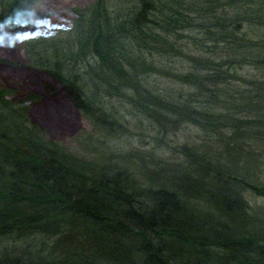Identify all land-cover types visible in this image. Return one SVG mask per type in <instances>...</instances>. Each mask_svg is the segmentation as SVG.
Returning <instances> with one entry per match:
<instances>
[{
  "label": "trees",
  "instance_id": "1",
  "mask_svg": "<svg viewBox=\"0 0 264 264\" xmlns=\"http://www.w3.org/2000/svg\"><path fill=\"white\" fill-rule=\"evenodd\" d=\"M19 1L4 3L1 13L9 11V22L0 18V30L14 26L23 6L29 8ZM101 1L84 36L92 39L94 69L74 71L71 80L61 75L67 65L36 72L21 100L0 88V264H264V220L251 217L244 201L246 191L264 197V186L255 183L254 171L242 172L225 160L235 158L229 140H240L241 147L264 121L249 118L251 108L235 105L221 113L228 101L235 102L227 89L234 80L230 70L254 59L258 47L243 25L264 26V0H133L127 15L115 18ZM148 70L179 89L151 90ZM18 72L0 60V76ZM87 80L105 88L109 98L120 96L152 115L163 136L188 126L203 131L204 146L181 149L197 181L185 179L174 190H140L125 168L79 169L29 130L31 109L56 104L60 96L107 124L96 104H103L100 97L82 90ZM225 131L232 132L229 138ZM216 134L226 144L217 156L209 153ZM255 134L251 148L264 141V134ZM250 153L249 164L257 170L259 156Z\"/></svg>",
  "mask_w": 264,
  "mask_h": 264
},
{
  "label": "rangeland",
  "instance_id": "2",
  "mask_svg": "<svg viewBox=\"0 0 264 264\" xmlns=\"http://www.w3.org/2000/svg\"><path fill=\"white\" fill-rule=\"evenodd\" d=\"M9 1L0 0V18L3 19L1 24L9 22V11L6 9L1 13L4 3ZM24 1L26 5L29 3V8L23 6L21 17L17 20L18 12L12 15L10 20H16L14 26L7 25L0 30V60L13 64L19 71L12 76H0V88L9 90L14 100H21L22 96L29 93L35 84L33 76L36 72H47L57 66L67 65V71H62L61 75L71 80L74 71L84 74L91 68L94 69L97 61L92 39L84 36L87 34L89 21L97 10L96 3L101 0H21L19 3L22 2V5ZM101 4L111 17H124L133 7V0H103ZM105 31L104 29L103 32ZM243 32L249 42L258 48L251 63L230 70L234 80L231 79L227 89L231 90L235 102L233 104L232 99L227 105L225 103V108H230V111L222 108L221 113L233 112L231 108L234 105L242 107V111L251 108L249 118L251 116L254 121L263 122L264 65H259L256 61H264V26L244 24ZM146 58L148 62L150 58ZM148 82L151 90L170 93L179 89L167 78L152 71L149 72ZM85 84L82 90L91 93L90 96L95 94V98L100 97L98 101L103 102L96 104L104 108V113L101 114L107 117V124L94 122L60 96L56 104L46 101L39 104L40 107L31 109L25 119L29 130L45 142L55 144L69 165L79 169L89 171L112 164L125 168L140 190H174L179 185H185V179L188 183L197 181L181 149L182 145H203L206 137L203 131L188 126L176 135L170 131L163 136L160 122L152 115L140 113L132 103L120 96L109 98L103 94L105 88L100 85H93L89 80ZM119 87L120 91H126L122 85ZM131 92L129 94H134ZM153 112L152 108L149 113ZM252 131L241 147L240 140L237 145L229 140L227 146L230 151L234 150L235 158L225 160L230 167L235 165L242 172L248 169L252 175L254 171L255 183L264 186V141L251 145L252 148L247 145L256 132L264 134V128L259 125ZM225 132L223 136L229 138L232 132ZM214 136L212 139L215 145L209 153L217 156L219 152L222 153L226 144L225 141L218 143L217 134ZM237 148L243 153L236 152ZM202 152H208V149H202ZM249 152L259 156L261 167L257 170L252 169L249 164L246 155ZM235 159H238L237 163ZM244 201L250 207L251 217L264 220V197H257L246 191Z\"/></svg>",
  "mask_w": 264,
  "mask_h": 264
}]
</instances>
